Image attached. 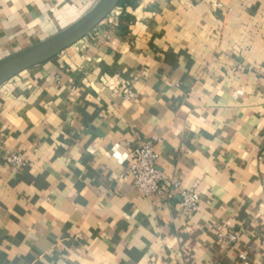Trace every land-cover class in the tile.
I'll return each mask as SVG.
<instances>
[{
    "label": "crops",
    "instance_id": "obj_1",
    "mask_svg": "<svg viewBox=\"0 0 264 264\" xmlns=\"http://www.w3.org/2000/svg\"><path fill=\"white\" fill-rule=\"evenodd\" d=\"M99 1L0 0V64ZM147 140L197 212L121 179ZM0 264H264V0H121L0 85Z\"/></svg>",
    "mask_w": 264,
    "mask_h": 264
},
{
    "label": "built area",
    "instance_id": "obj_2",
    "mask_svg": "<svg viewBox=\"0 0 264 264\" xmlns=\"http://www.w3.org/2000/svg\"><path fill=\"white\" fill-rule=\"evenodd\" d=\"M131 97L130 92L124 93V98ZM130 164L121 179L132 182L133 188L145 198L165 196L168 198L177 196L180 207L189 216L199 210V197L195 192L180 190L178 184L165 180L157 169L158 155L154 151V141L147 140L141 146H132L129 150ZM6 166L20 168L23 160L19 155L7 153L3 161ZM227 244H233L237 240L234 234L221 236Z\"/></svg>",
    "mask_w": 264,
    "mask_h": 264
},
{
    "label": "water",
    "instance_id": "obj_3",
    "mask_svg": "<svg viewBox=\"0 0 264 264\" xmlns=\"http://www.w3.org/2000/svg\"><path fill=\"white\" fill-rule=\"evenodd\" d=\"M121 0H100L84 17L57 36L0 64V85L30 67L42 64L81 40L119 5Z\"/></svg>",
    "mask_w": 264,
    "mask_h": 264
}]
</instances>
